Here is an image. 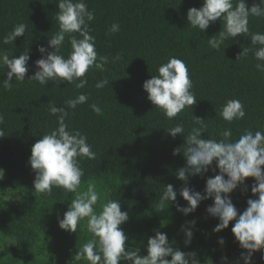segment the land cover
Wrapping results in <instances>:
<instances>
[{
	"label": "trees",
	"instance_id": "16d2710c",
	"mask_svg": "<svg viewBox=\"0 0 264 264\" xmlns=\"http://www.w3.org/2000/svg\"><path fill=\"white\" fill-rule=\"evenodd\" d=\"M58 2L0 0V50H10L16 57L30 51L28 76L34 74V62L41 57L38 47L48 48V39L59 30L55 19ZM84 2L94 12L90 34L95 37L98 55L110 59L104 71L89 70L84 88L77 89L74 83L59 80L49 81L47 86L27 81L18 84L14 80L13 88L5 90L2 81L6 77L0 70V114L4 115L0 129L5 135L0 137V191L17 193L10 198L0 197V237L5 240L0 246V264H88L74 259L81 245L91 238L86 219L79 223L76 233L64 231L58 225V217L63 218L74 194L55 187L51 194L36 193L35 173L28 162L36 140L58 127L57 117L49 113L50 104L64 107V101L81 93L88 96V101L75 110L67 109L66 123L70 129L86 134L96 152L95 160L78 158L85 172L82 186L95 183L108 198L120 200L122 211L129 214V221L122 226L129 237V247H139L143 242L141 255H145L143 245L154 230L164 232L167 227L169 231L172 226L176 232L174 245H181L185 238L181 225L195 219L194 237L185 252L196 251L202 263L216 261L230 247L240 248L231 232L234 222L220 233L212 232L218 219L205 211L213 203L211 199L202 201L194 213L185 216L176 210L175 203L168 202L161 209L158 197L167 184H172L177 192L183 186L175 177V170L184 165V157L172 154L183 144V137L168 134V129L177 123L184 125L186 135L192 127L199 126L195 117L204 119L203 138L217 140L222 138L220 133L225 128H231L232 139H237L244 129L264 131V72L255 68L257 63L264 62L257 61L252 52L237 59L242 49L250 46V38L238 36L225 41L218 51L211 49L208 39L218 36L223 22L217 20L203 33L187 24L188 9L199 8L202 0ZM254 2L247 0L249 6ZM19 23L27 25L24 36L11 45H3V37ZM112 23H118L120 31L106 35ZM249 30L264 32V17L250 16ZM70 35L79 38L78 33ZM70 51L66 35L60 54L67 57ZM117 54L121 59L112 63ZM171 56L186 62L197 103L170 120L147 99L142 86L151 75L158 74L160 64ZM104 78L109 80L108 86L97 89L96 82ZM229 99L242 102L246 112L243 119L228 123L216 115ZM93 103L101 108L100 114L89 107ZM215 174L218 169L215 173L210 169L203 178H190L188 186L203 193L206 179ZM254 182L247 178L246 192L237 188L230 194L240 213L246 209L249 198H258L251 193ZM177 202L186 206L179 194ZM219 237L227 238L221 247Z\"/></svg>",
	"mask_w": 264,
	"mask_h": 264
},
{
	"label": "clouds",
	"instance_id": "9594fccd",
	"mask_svg": "<svg viewBox=\"0 0 264 264\" xmlns=\"http://www.w3.org/2000/svg\"><path fill=\"white\" fill-rule=\"evenodd\" d=\"M57 5L55 19L59 30L48 39V48L38 47L41 57L34 62V74L27 75L30 51L16 57L10 50H0V70L4 71L6 77L2 81L5 90L13 88L14 80L18 84L27 81L38 82L42 86H47L49 81L59 80L74 83L77 89H81L88 83L86 75L91 68L104 71L105 65L110 62L108 56L98 55L95 37L90 34L94 12L88 9L84 0H59ZM250 16L264 17V0H256L251 6L247 0H236L235 3L234 0H202L199 8L188 9L187 24L203 33L219 20L223 22V30L218 32V36L209 37L208 45L211 49L218 51L225 41L243 36L250 38V46L243 48L237 59H244L252 52L257 61L264 62V32H250ZM26 29L24 23L14 25L12 31L3 37L2 44H13L17 38L24 36ZM119 31L120 25L112 23L106 35ZM72 33H78L79 38L70 35ZM66 35L71 45L67 57L60 54ZM120 59L121 56L117 54L111 62ZM255 68L264 72V63H257ZM157 73L144 81L142 87L148 94L147 99L162 110L165 117L174 119L186 107L197 103L191 91L193 82L189 68L184 60L171 56L167 62L160 64ZM108 84L109 80L104 78L97 81L95 87L102 89ZM87 101L88 96L81 93L64 101V107L50 104L49 113L57 117L58 127L36 140L28 161L35 173L33 187L36 193L51 194L55 187L74 194L63 218L58 217L59 228L76 233L79 223L85 219L87 221L86 229L91 238L77 250L75 261L84 260L88 264H201L196 251L185 252L174 247L175 241L170 242L167 233L159 229L147 238L146 254L141 255L140 246L129 247L127 243L129 237L122 226L129 221V214L122 211L120 200L108 198L95 183L89 182L86 187L82 186L85 172L78 158L95 160L96 152L88 143L87 135L78 129H70L66 118L69 115L67 109L75 110ZM89 107L96 114L102 111L95 103ZM216 115L232 123L243 119L246 112L239 99H229ZM195 121L199 126L192 127L186 135L182 123L168 129V134L173 138L178 134L183 137V144L172 153L184 157V165L175 170V177L183 182V186L178 192L172 184L163 186L158 197L160 208L164 209L168 202L175 203L176 210L187 216L194 213L202 201L211 199L213 203L205 211L218 219L212 232L220 233L234 222L231 232L243 250L236 264H240L241 260L243 264H253V256L257 252L264 259V131L244 129L237 139H232L231 128H225L219 140L203 138L204 119L195 117ZM3 123L4 115L0 114V124ZM4 136L0 129V137ZM210 169L214 173L218 169V174L206 179L203 193L188 186L190 178H203ZM2 178L3 170L0 169ZM247 178L254 179L251 193L258 198H249L246 209L240 213L230 194L237 188L246 192ZM178 194L186 201V206L177 202ZM196 223L193 219L180 227L186 247L192 242ZM218 244H225L223 237L218 238ZM221 264H228L227 256L221 258Z\"/></svg>",
	"mask_w": 264,
	"mask_h": 264
},
{
	"label": "rangeland",
	"instance_id": "374dc122",
	"mask_svg": "<svg viewBox=\"0 0 264 264\" xmlns=\"http://www.w3.org/2000/svg\"><path fill=\"white\" fill-rule=\"evenodd\" d=\"M1 190V189H0ZM16 194L17 193H15L14 191H11V190H3V191H0V197H3V198H10V196H16ZM205 223H208V221L206 220V222ZM167 229V227H164V229H163V231L165 232V233H167V235H168V238H169V241H173V238L175 239L176 238V236H175V234H176V232H175V230H174V227L172 226V227H170V230L169 231H167L166 230ZM177 238H179V237H177ZM224 238V240H225V243L227 242V238H225V237H223ZM4 243H5V240H3V238L2 237H0V246L2 247L3 245H4ZM176 243V242H175ZM142 244H143V242H141L140 243V246L142 247ZM144 247L142 248V249H146V245H143ZM174 247H178L180 250H182V251H186L187 249H188V246L186 247L185 245H184V243L183 244H181V245H178V246H176V245H174ZM219 247H221V245L219 244ZM187 248V249H186ZM193 249H195V250H199V247L198 246H194V248ZM255 264H257V263H255ZM258 264H264V259H262V260H260V261H258Z\"/></svg>",
	"mask_w": 264,
	"mask_h": 264
},
{
	"label": "built area",
	"instance_id": "2783aa9c",
	"mask_svg": "<svg viewBox=\"0 0 264 264\" xmlns=\"http://www.w3.org/2000/svg\"><path fill=\"white\" fill-rule=\"evenodd\" d=\"M241 251H243L242 249L240 248H237V247H230L226 252L225 254H222L221 256H219L216 261H209V262H205V263H202L201 264H221V258L223 256H227L228 257V264H236V261L238 260V258L240 257V254H241ZM198 258V256H197ZM199 259V258H198ZM262 260L261 259V253L260 252H257L254 254L253 256V262H258ZM240 264H243V261L241 260L240 261Z\"/></svg>",
	"mask_w": 264,
	"mask_h": 264
}]
</instances>
